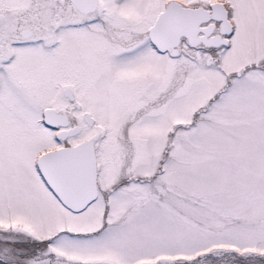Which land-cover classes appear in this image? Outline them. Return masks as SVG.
Masks as SVG:
<instances>
[{
  "label": "snow or ice",
  "instance_id": "snow-or-ice-1",
  "mask_svg": "<svg viewBox=\"0 0 264 264\" xmlns=\"http://www.w3.org/2000/svg\"><path fill=\"white\" fill-rule=\"evenodd\" d=\"M0 264H264V0H0Z\"/></svg>",
  "mask_w": 264,
  "mask_h": 264
}]
</instances>
